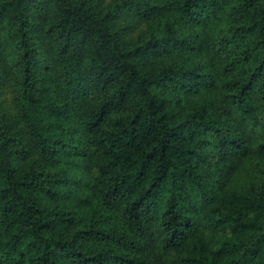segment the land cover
I'll return each mask as SVG.
<instances>
[{
	"label": "trees",
	"instance_id": "obj_1",
	"mask_svg": "<svg viewBox=\"0 0 264 264\" xmlns=\"http://www.w3.org/2000/svg\"><path fill=\"white\" fill-rule=\"evenodd\" d=\"M0 264H264V0H0Z\"/></svg>",
	"mask_w": 264,
	"mask_h": 264
}]
</instances>
